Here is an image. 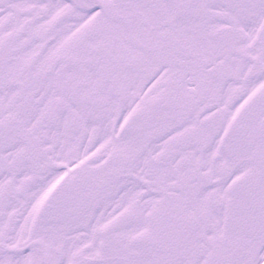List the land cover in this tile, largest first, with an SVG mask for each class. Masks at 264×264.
<instances>
[{"label": "snow or ice", "instance_id": "obj_1", "mask_svg": "<svg viewBox=\"0 0 264 264\" xmlns=\"http://www.w3.org/2000/svg\"><path fill=\"white\" fill-rule=\"evenodd\" d=\"M0 264H264V0H0Z\"/></svg>", "mask_w": 264, "mask_h": 264}]
</instances>
